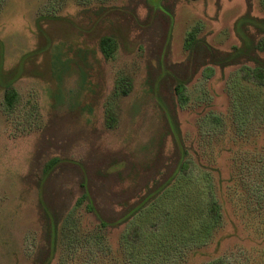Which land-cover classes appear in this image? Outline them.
<instances>
[{
  "label": "rangeland",
  "instance_id": "374dc122",
  "mask_svg": "<svg viewBox=\"0 0 264 264\" xmlns=\"http://www.w3.org/2000/svg\"><path fill=\"white\" fill-rule=\"evenodd\" d=\"M249 3L253 15L264 17V0L177 1L171 61L186 59L185 38L197 24L198 35L212 46L226 51L238 45L234 25ZM111 5L133 6L141 21L148 15L142 0H0L3 67L22 69L13 84L18 99L12 109L0 88V264H31L41 221L38 188L27 176L39 151L81 160L96 150L102 162L100 156L111 152L140 161L153 158L159 149L164 124L149 91L147 62L163 25L155 19L143 30L128 16L110 17L120 21L116 27L122 34L116 54L107 59L98 36L110 24L93 33L81 28L90 29L89 8ZM15 8H22L29 19L21 28L8 21ZM42 15L69 18L77 26L63 19L43 20L51 43L41 54L25 57L46 44L37 27ZM67 60L69 66L61 69ZM238 68L214 66L210 76L202 68L194 72L187 84L188 101L178 105L189 147L188 170L146 212L129 222L102 226L86 201L78 202L80 188L72 180L50 264H216L221 259L264 264V108L257 110L255 123L247 117L254 112L246 111L263 107V88L252 92ZM108 109L116 117L112 128L106 124ZM211 116L219 122L211 123ZM172 148L167 137L163 150L169 154ZM120 186L117 182L111 189ZM210 188L222 205V221L212 226L200 211L186 219L184 202L195 206ZM138 228L150 233L149 245L138 242Z\"/></svg>",
  "mask_w": 264,
  "mask_h": 264
},
{
  "label": "trees",
  "instance_id": "16d2710c",
  "mask_svg": "<svg viewBox=\"0 0 264 264\" xmlns=\"http://www.w3.org/2000/svg\"><path fill=\"white\" fill-rule=\"evenodd\" d=\"M142 1L148 7L145 20H140L133 6H97L89 8L92 13L91 23L88 26L90 29H81L93 33L97 27L110 24L107 31L98 36L101 53L105 58L110 59L116 54L118 36L121 37L122 34L116 27L120 21L113 22L109 19L110 17L122 19V16H128L143 30L152 27L155 19L161 21L163 26L159 42L156 43L152 52V58H148L147 62L149 91L160 110V117L164 124L159 149L153 158L147 157L140 161L135 160L130 154L111 152L100 156L102 162H98L97 158L100 154H97L96 150L90 157L81 160H75L62 154L45 153L44 149L39 151L35 166L27 176V179L38 188V214L41 221V234L31 264H50L52 260L57 248L60 222L63 216H66L72 197L70 184L73 179L81 192L78 202L86 201L87 208L102 226H112L132 221L140 213L146 212L152 202L168 191L173 181L182 176V172L188 170L189 147L184 141L180 128L178 105L188 101L187 84L199 68L203 69L206 76H210L214 72V66H239L237 73L242 80L252 84V92L254 90L261 92L263 88V107L249 106L246 111L254 112V114H247L248 119L252 123L257 122L258 117H254L259 110L264 108V57L261 54L264 52V17L251 13V3L234 25L240 41L238 45L226 51L212 46L204 36L198 35L200 25L197 24L187 32L185 38L184 47L188 52L186 59L175 63L170 58V44L173 6L179 0ZM55 18L56 20H67L76 25L71 19L65 17L50 15L38 17L37 27L45 35L46 44L27 53L25 57L41 54L47 50L51 38L45 34L42 21ZM140 46H143L142 42ZM79 57L86 59L83 55ZM67 64L68 60L63 62L61 69L68 67ZM21 72L20 67L4 69L0 41V88L4 90V103L9 109L15 106L18 99V93L13 84ZM115 118L114 112L108 109L106 112L108 128L115 126ZM209 119L211 123L219 122V117L211 116ZM167 137H170L173 145L169 154L163 150ZM117 182L121 186L115 191L111 189V186ZM212 190V188L209 189L208 197L204 194L200 195L195 206L191 205L190 201L184 202L183 207L187 210L184 211L186 219H189L193 212L200 211L204 213V217L212 226L222 221V205ZM110 198L111 202L107 203L106 200ZM191 208L194 209L191 210ZM246 210L250 212L249 209ZM139 230L140 228L135 229L138 242L149 245L150 233ZM128 243L133 245L131 240ZM216 264H227V261L221 259Z\"/></svg>",
  "mask_w": 264,
  "mask_h": 264
},
{
  "label": "clouds",
  "instance_id": "9594fccd",
  "mask_svg": "<svg viewBox=\"0 0 264 264\" xmlns=\"http://www.w3.org/2000/svg\"><path fill=\"white\" fill-rule=\"evenodd\" d=\"M8 21L11 26L21 28L29 23L27 13L22 8H15L8 14Z\"/></svg>",
  "mask_w": 264,
  "mask_h": 264
}]
</instances>
